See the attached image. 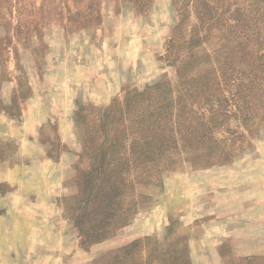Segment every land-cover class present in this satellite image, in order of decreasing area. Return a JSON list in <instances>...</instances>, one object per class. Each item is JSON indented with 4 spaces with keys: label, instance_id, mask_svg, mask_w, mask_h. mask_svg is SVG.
<instances>
[{
    "label": "rangeland",
    "instance_id": "obj_1",
    "mask_svg": "<svg viewBox=\"0 0 264 264\" xmlns=\"http://www.w3.org/2000/svg\"><path fill=\"white\" fill-rule=\"evenodd\" d=\"M261 34L264 0H0V264H264Z\"/></svg>",
    "mask_w": 264,
    "mask_h": 264
},
{
    "label": "trees",
    "instance_id": "obj_2",
    "mask_svg": "<svg viewBox=\"0 0 264 264\" xmlns=\"http://www.w3.org/2000/svg\"><path fill=\"white\" fill-rule=\"evenodd\" d=\"M255 25L257 28V24H255ZM260 29H261V27H259V29H257L256 32H258ZM247 30H249V28ZM245 38L246 39L248 38L247 35L245 36ZM247 41L249 42V47L254 45V44H257L259 46V48L262 49L261 54H259L256 57L257 61L254 63L255 65L259 66V67L258 66L256 67L257 69H259L260 67H261V69H259L257 71L251 70V71H248L247 73H250V74L252 73L254 75V77H258V76L264 77V70H263V67H264V36H263V34H261L257 40L247 39ZM254 51H255V49L251 50V52H254ZM235 53H238L240 56H242V58L240 60H238L237 62L243 63L245 55H247L249 53L248 45H243L242 43H239L236 47ZM249 59H251V58H249Z\"/></svg>",
    "mask_w": 264,
    "mask_h": 264
}]
</instances>
